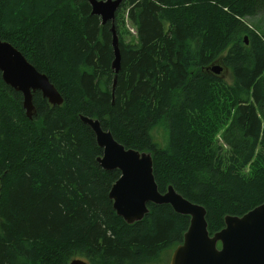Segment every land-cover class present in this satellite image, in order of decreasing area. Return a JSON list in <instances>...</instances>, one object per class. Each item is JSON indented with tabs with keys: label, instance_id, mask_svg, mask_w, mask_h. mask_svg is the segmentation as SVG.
Instances as JSON below:
<instances>
[{
	"label": "trees",
	"instance_id": "obj_1",
	"mask_svg": "<svg viewBox=\"0 0 264 264\" xmlns=\"http://www.w3.org/2000/svg\"><path fill=\"white\" fill-rule=\"evenodd\" d=\"M90 11L88 0H0V39L63 98L34 92L29 119L0 74V264H157L182 242L190 219L169 205L132 224L116 215L120 173L99 166L79 115L150 153L158 192L204 207L210 236L264 202V33L245 22L264 0H124L113 94L110 24ZM216 60L231 83L205 71Z\"/></svg>",
	"mask_w": 264,
	"mask_h": 264
},
{
	"label": "water",
	"instance_id": "obj_2",
	"mask_svg": "<svg viewBox=\"0 0 264 264\" xmlns=\"http://www.w3.org/2000/svg\"><path fill=\"white\" fill-rule=\"evenodd\" d=\"M121 2L88 0L91 14L99 16L102 24L111 23L112 94L121 67L118 37L113 25ZM211 70L219 73L222 68L213 66ZM0 73L3 82L22 95V108L29 119L35 114L32 94L36 91L53 106L63 103V98L47 76L38 72L10 43L1 39ZM79 120L92 131L97 146L102 149V155L97 158L99 166L106 171L117 169L120 172L108 193L117 216L128 224L139 221L148 211L147 203H153L168 204L174 212L190 217L182 243L174 250L169 264H264V202L240 218L226 216L224 228L210 237L202 206L184 199L171 186L164 194L158 192L150 154L126 149L109 131L102 129L98 120L82 115H79ZM218 241L221 242L220 250L216 248ZM69 264L87 263L75 259Z\"/></svg>",
	"mask_w": 264,
	"mask_h": 264
},
{
	"label": "rangeland",
	"instance_id": "obj_3",
	"mask_svg": "<svg viewBox=\"0 0 264 264\" xmlns=\"http://www.w3.org/2000/svg\"><path fill=\"white\" fill-rule=\"evenodd\" d=\"M245 22L247 24H249L253 29H256L259 33H264V11L261 13H258V15L256 17L253 18H246ZM134 30H132L131 32H133ZM222 78L228 82L231 83L230 79H229V71L224 70L221 73ZM152 138L153 140L159 145V146H165L166 144V138H165V132L163 131L161 126H156L152 132H151ZM172 247L168 250H165L164 252H162V254L160 255V257H158V261L157 264H167L168 263V259H169V254L171 253ZM147 264H153L152 261L147 263Z\"/></svg>",
	"mask_w": 264,
	"mask_h": 264
}]
</instances>
